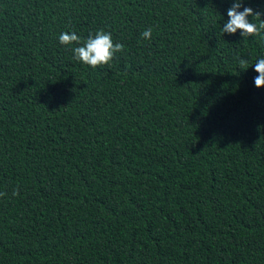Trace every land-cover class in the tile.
Wrapping results in <instances>:
<instances>
[{"label":"trees","instance_id":"16d2710c","mask_svg":"<svg viewBox=\"0 0 264 264\" xmlns=\"http://www.w3.org/2000/svg\"><path fill=\"white\" fill-rule=\"evenodd\" d=\"M234 2L0 0V264H264V32L222 35ZM101 29L124 51L75 60Z\"/></svg>","mask_w":264,"mask_h":264},{"label":"clouds","instance_id":"9594fccd","mask_svg":"<svg viewBox=\"0 0 264 264\" xmlns=\"http://www.w3.org/2000/svg\"><path fill=\"white\" fill-rule=\"evenodd\" d=\"M243 8V10H241ZM228 21L221 29L222 35L225 33L234 35L238 31L245 38L250 36H259L264 32V18H261L259 13L254 12L250 7H243V0H235L227 12ZM249 17L254 20L261 18L259 23L249 21ZM152 37V29L148 28L141 33V39L150 40ZM59 42L61 45L69 46L74 42H79L81 38L75 31L62 32L59 34ZM75 60L82 62L85 65L97 68L103 65H108L114 58L115 53H122L124 45L114 43L110 33L104 30H98L95 35H89L83 46H78L72 49ZM241 66H246L247 61L240 59ZM258 76L254 78V83L257 88H264V59H259L254 65ZM14 196L19 194L18 189L12 193ZM6 193H0V196H5Z\"/></svg>","mask_w":264,"mask_h":264}]
</instances>
